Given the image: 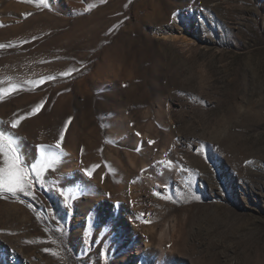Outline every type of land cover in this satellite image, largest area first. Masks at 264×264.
<instances>
[{
	"label": "rangeland",
	"instance_id": "374dc122",
	"mask_svg": "<svg viewBox=\"0 0 264 264\" xmlns=\"http://www.w3.org/2000/svg\"><path fill=\"white\" fill-rule=\"evenodd\" d=\"M0 45V131L59 155L0 264H264V0H0Z\"/></svg>",
	"mask_w": 264,
	"mask_h": 264
},
{
	"label": "snow or ice",
	"instance_id": "6c2138e0",
	"mask_svg": "<svg viewBox=\"0 0 264 264\" xmlns=\"http://www.w3.org/2000/svg\"><path fill=\"white\" fill-rule=\"evenodd\" d=\"M48 2L49 0H39V3L45 7L48 6ZM0 47H4V45H0ZM76 70L75 68H69L61 75L70 76ZM53 78L49 76L46 79L51 80ZM43 105V101L37 103L32 108L31 114L38 113L43 108ZM23 118L25 117H18L13 120L11 128L15 129ZM70 122V120L66 122V126ZM136 135L140 134L137 133ZM64 138L65 133L61 131L55 145L56 149H61ZM149 143H154V141H149ZM46 147L48 146H37L39 159H36L35 154H33L32 160L34 162H32V160L27 159L13 136L6 135L5 132L0 131V157H2V163H0V195L10 194L13 198H16L18 193H22L24 196L36 199L33 194L34 185H39L42 188L44 186V173L53 170L59 160L58 153L52 150L46 151ZM86 174L91 175L87 171ZM60 195L63 196V192Z\"/></svg>",
	"mask_w": 264,
	"mask_h": 264
}]
</instances>
